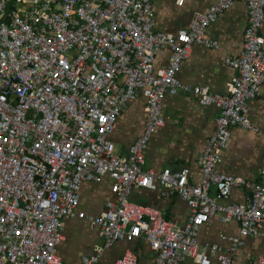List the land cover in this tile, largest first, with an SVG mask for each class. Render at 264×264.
<instances>
[{"label":"built area","instance_id":"obj_1","mask_svg":"<svg viewBox=\"0 0 264 264\" xmlns=\"http://www.w3.org/2000/svg\"><path fill=\"white\" fill-rule=\"evenodd\" d=\"M157 1L0 0V264H67L59 254L67 218L86 219L102 239L82 264H103L108 249L137 238L148 241L153 264H234L246 238L262 234L264 165L256 180L218 165L233 126L257 129L248 113L264 84V0H217L175 33L155 29ZM237 1L246 4L248 23L241 54L226 59L236 71L228 92L182 82L177 72L195 43L220 48L207 28ZM166 49L168 63L156 68ZM180 91L218 107L196 181L188 166L146 167L149 140L166 124L163 99ZM139 93L145 125L118 153L110 135ZM105 177L115 198L98 214L79 210L83 183ZM158 187L187 202L185 224L131 199L135 188ZM235 187L245 201L230 199ZM216 218L237 221L239 232L222 233L226 245L200 243L201 227ZM115 264H140L139 254L127 249Z\"/></svg>","mask_w":264,"mask_h":264},{"label":"crops","instance_id":"obj_2","mask_svg":"<svg viewBox=\"0 0 264 264\" xmlns=\"http://www.w3.org/2000/svg\"><path fill=\"white\" fill-rule=\"evenodd\" d=\"M12 1V0H11ZM217 0H158L153 8L154 27L156 30L175 33L190 22L194 13L206 11ZM14 3V2H13ZM16 4V3H14ZM248 23L247 6L237 1L223 12L206 31V35L218 41L220 48L194 44L187 58L181 63L177 77L190 85L209 86L213 92L226 94L227 84L235 75V69L227 64L228 57L241 54L244 34ZM264 36V22L261 28ZM169 50L156 57L155 66L159 68L169 61ZM146 97L139 93L129 102L128 108L119 116L118 124L110 138L115 142L118 153L125 154L132 142L140 135L146 121L144 110ZM162 114L166 124L158 128L151 136L146 150V167L161 171L165 167L173 169L188 166L191 178L199 176V160L207 139L215 128L218 114L216 105H204L190 92L180 91L167 94L162 102ZM248 116L253 128L240 125L232 127L229 146L224 152L223 161L218 170L226 174L242 176L256 180L264 165V84L258 96L249 101ZM111 180L105 177L101 182L86 181L81 188L79 210L88 214H98L108 199L115 194L110 189ZM214 192V189H212ZM246 192L239 187L232 190L230 199L245 201ZM134 202L150 205L167 212L170 219L185 224L190 214L187 202L178 195L165 197L162 188H135L131 193ZM237 221L224 223L216 218L205 224L199 232V241L219 242L222 233L237 234ZM65 239L59 245V254L67 264H82L81 258L90 254L95 244L102 242L95 229L86 219L67 218L65 220ZM127 249L139 254L140 264H153V252L148 241L137 238L134 241L123 240L108 249L102 257L103 264H115ZM264 256V228L260 236H248L239 253L234 257V264H258V258ZM185 264H198L188 258ZM212 264H219L213 258Z\"/></svg>","mask_w":264,"mask_h":264}]
</instances>
